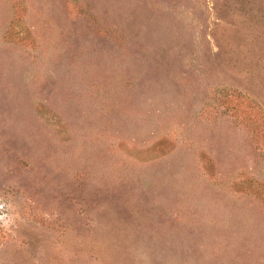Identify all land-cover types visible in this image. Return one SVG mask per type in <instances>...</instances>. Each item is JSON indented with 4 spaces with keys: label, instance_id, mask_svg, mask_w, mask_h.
<instances>
[{
    "label": "rangeland",
    "instance_id": "rangeland-1",
    "mask_svg": "<svg viewBox=\"0 0 264 264\" xmlns=\"http://www.w3.org/2000/svg\"><path fill=\"white\" fill-rule=\"evenodd\" d=\"M0 264H264V0H0Z\"/></svg>",
    "mask_w": 264,
    "mask_h": 264
}]
</instances>
